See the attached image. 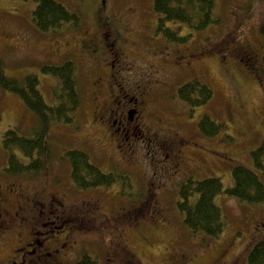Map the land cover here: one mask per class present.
Here are the masks:
<instances>
[{
    "label": "rangeland",
    "instance_id": "1",
    "mask_svg": "<svg viewBox=\"0 0 264 264\" xmlns=\"http://www.w3.org/2000/svg\"><path fill=\"white\" fill-rule=\"evenodd\" d=\"M56 1L79 11L81 19L89 24L91 13L100 0H83L87 5H80L81 0ZM107 2L103 14L116 13L111 19L120 18L125 30L132 28L126 32L131 48L127 50L126 60L130 67L120 73L122 90L130 87L126 82L136 86L143 81L150 106L165 120L157 125L164 133L169 132L168 137L181 140L180 143L191 139L217 153L211 154L203 171L189 172V175L180 173L172 179V171L156 167L164 164V157L155 162L151 148L142 145L141 149H127V146L115 149L108 133L103 128L98 129L97 101L96 98V103L91 100L95 96L90 77L97 68L92 58L76 59L78 107H74L72 123L52 121L46 128V145L51 158L43 161L45 173L31 178L0 172V190L7 194L0 207H5L9 213L0 221V264H6V256L15 254L13 250L21 237L19 234L26 235L16 198L23 201L31 193H38L39 197L33 205L28 200L32 208L23 213L33 227V237L43 241L46 236L43 233L48 231V235L59 238L63 244L66 242L64 236H68L69 249L74 251L70 254L73 261L79 258V253L84 256L90 253L99 264H105L107 259L114 260L120 253L115 245L123 234L122 242L128 240L129 248L137 252L141 264H171V258L186 260L188 264H248L251 248L264 239L253 236L254 224L264 214V202L252 204L229 194L216 195L214 201L222 209L224 229L219 237H213L204 232L194 233L187 227L178 199L182 183L190 175L196 180L218 177L224 188H229L234 186V165L243 163L254 168L250 153L264 143V71L261 78L256 79V70L241 50L249 46L264 57V40L260 33L264 23V0H215L214 12L220 22L212 23L203 31H192L183 24L181 35L192 33V36L185 44L172 42L174 48L162 34L155 33L157 16L152 0ZM36 5V0H0V60L9 77L22 81L35 74L45 102L54 105L57 104L54 94L57 78L43 69L62 65L63 59L76 57L67 53L49 59L45 53L51 46L55 50V44L48 40H68L74 32L60 30L54 35L39 30L33 20ZM169 25L179 26L180 23ZM105 30L110 37L115 35L113 30ZM132 42L134 47H131ZM181 54L187 56L177 65V57ZM193 54L196 55L190 57ZM240 59L243 64L239 63ZM193 79H200L212 88L213 97L191 111L175 94L178 87ZM0 113L1 170L6 160L1 149L4 133L18 128L28 134L38 127V117L27 109L17 93L3 89L1 84ZM205 115L215 119L210 125L221 126L218 134L212 136L201 129L199 121ZM72 148H83L93 164L105 172L118 174L116 182L109 187L76 186L71 181L70 163L64 157V152ZM15 152L24 162L30 161L21 150ZM161 183L156 194L155 185ZM119 213L128 216L130 226L114 221ZM158 219L155 229L152 223ZM224 254H227L225 258Z\"/></svg>",
    "mask_w": 264,
    "mask_h": 264
},
{
    "label": "trees",
    "instance_id": "2",
    "mask_svg": "<svg viewBox=\"0 0 264 264\" xmlns=\"http://www.w3.org/2000/svg\"><path fill=\"white\" fill-rule=\"evenodd\" d=\"M37 5L33 12L35 27L43 32H68L81 19L80 12L74 11L65 4L56 0H36ZM157 16L156 34H162L169 42L185 44L190 40L192 33L181 35L182 25L185 24L192 31H203L212 23H219L215 16V0H152ZM180 23L179 26H170V23ZM264 40V23L260 27ZM223 61V60H222ZM225 62V61H223ZM46 73L57 78L55 100L57 104L47 105L40 93L38 78L35 74L28 75L22 81L9 77L4 72L0 60V84L3 89L17 93L27 109L34 111L38 117V127L28 134L18 128L8 129L2 139V150L6 155L0 172L21 177H38L45 173L43 161L50 159L45 138L46 128L52 121L61 123L73 122L74 107H78L80 95L77 89V70L73 59H68L62 65L45 67ZM39 81V80H38ZM59 85V86H58ZM176 97L191 111L202 106L213 97V90L200 79L190 80L176 91ZM193 108V109H192ZM76 110V109H75ZM215 119L205 115L199 121V126L209 135L219 133L221 126L210 125ZM2 115L0 113V123ZM51 121V122H50ZM21 150L29 157L24 162L17 154ZM15 150V151H14ZM254 168L237 163L233 167L234 186L224 188L218 177L204 179L188 178L183 183L178 204L184 215V223L192 232H204L208 236L219 237L224 229V215L222 209L215 203L218 194H229L242 202L260 204L264 202V143L250 153ZM71 166V181L80 188L109 187L116 182L118 174L105 172L90 160L89 154L82 148H72L64 152ZM117 257V256H116ZM128 257L124 260L126 264ZM76 264H99V261L90 253L81 256ZM248 264H264V239L256 242L248 255Z\"/></svg>",
    "mask_w": 264,
    "mask_h": 264
},
{
    "label": "flooded vegetation",
    "instance_id": "3",
    "mask_svg": "<svg viewBox=\"0 0 264 264\" xmlns=\"http://www.w3.org/2000/svg\"><path fill=\"white\" fill-rule=\"evenodd\" d=\"M81 1L80 5H87L83 3V0ZM107 3V0L99 1L95 11L91 13V21L89 24L87 20L80 19L75 27H71L69 31L74 32V35L70 39H49V43L53 42L52 44H55V50L51 46L45 55L49 59H55V57H62L67 53H71L70 55H75L76 57L73 58L74 61L78 59L82 60L85 57L92 58L97 70L90 77V83L94 87L93 94L95 96L91 100L95 102L96 98L97 101V103L95 102V110L97 117L101 118V120L100 118L98 120V129L103 128L108 133L111 142L114 143L115 149L122 150L124 146H127V149H132L133 147L141 149L142 145H145L146 148H151L152 157L155 159V162H160L164 157V164L156 167L161 168V170L172 171V179L173 175L180 173H187L189 175V172L203 171L207 166L208 158L212 157V153L217 152L205 148L191 139L190 141L180 143L181 140L179 141L173 137H168L169 132L164 133L163 129L157 125L163 124L165 120L160 115L161 113L154 110L152 105L150 106L148 100L149 94L143 81L137 83L136 86H132L126 82V85L130 87L122 90L124 88L121 85L120 73L130 67L129 61L126 60L128 58L127 50H131L129 41H127L126 32H130L132 28L127 27L125 30V26L122 24L123 21L121 22L120 18L114 17L111 19V16H116V13L105 16L103 12L107 7ZM106 28L110 31L113 30L115 35H111L112 37H110L108 32L106 34ZM76 32L80 33L79 38ZM134 46L135 43L132 42L131 47ZM172 46L173 48L175 47L174 44ZM166 47L169 48V45L166 44ZM75 50H77V53ZM136 50H139V48H136ZM241 51V54L248 56V59L253 65L252 69L256 70V79H260L262 71H264V57L260 56L256 49L250 48L249 46L247 49ZM195 55H190V57L193 58ZM186 56L187 54L179 55L176 64L178 65ZM107 58L108 61H106ZM67 60L63 59V62ZM239 63L243 64V60L240 59ZM107 65H109V69L106 67ZM101 98L102 100H100ZM149 99L151 101V97ZM103 122L106 123L104 124ZM116 125H118V128H116ZM149 153L151 154V151ZM187 178H185L184 182L188 180ZM161 186L162 183L161 185L156 184L155 190L153 191L157 194ZM8 187L10 186L8 185ZM1 190L0 204L3 202L2 198L7 195L3 191L1 192ZM28 195V199L23 201L20 197L16 198V204L22 213L20 218L21 224L27 229L26 235L19 234L21 237L18 238L17 245L13 250L15 254L6 256L4 262L6 264H76L78 259L82 255L84 256V253H79L77 256L79 258L75 261L70 258L74 251L72 252L73 249H69L70 246L68 244L71 240L68 241V236H64L66 242H63V244L60 243L62 240L59 238L48 235V231L43 233V235H46L43 241L36 240L33 237L34 231L31 230L33 227L29 226V220L23 211L26 209L28 211L32 208L29 206L28 200L32 201L33 205L35 198L39 197V194L31 193ZM7 210L5 207H0V221L4 216L9 214ZM127 218L128 216L126 214L119 213L114 221H117L122 226H130ZM159 221L158 219L156 223H152L155 229H157ZM154 228L152 229L154 230ZM122 236L123 234L119 236V242L115 245V250L117 247V251L120 253L118 256L116 255L117 257L114 256V260L107 259L105 264H123L127 257L126 264H141L136 256L137 252L135 253L129 248L128 240L124 243L122 242ZM253 236L256 238L259 236L264 237V214L254 224ZM226 256L227 254H224L223 258ZM171 264H188V262L186 260L174 261L171 258ZM215 264H218V262Z\"/></svg>",
    "mask_w": 264,
    "mask_h": 264
}]
</instances>
